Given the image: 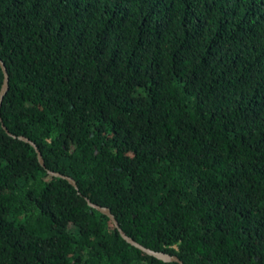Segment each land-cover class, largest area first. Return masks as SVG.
I'll return each mask as SVG.
<instances>
[{
    "label": "trees",
    "instance_id": "1",
    "mask_svg": "<svg viewBox=\"0 0 264 264\" xmlns=\"http://www.w3.org/2000/svg\"><path fill=\"white\" fill-rule=\"evenodd\" d=\"M0 60V264H177L84 197L182 264H264V0H0Z\"/></svg>",
    "mask_w": 264,
    "mask_h": 264
},
{
    "label": "water",
    "instance_id": "2",
    "mask_svg": "<svg viewBox=\"0 0 264 264\" xmlns=\"http://www.w3.org/2000/svg\"><path fill=\"white\" fill-rule=\"evenodd\" d=\"M0 69L2 71V81H1V84H0V101H1V98H2L5 90L7 89V73H6L4 64H3V62L1 60H0ZM1 127L4 129V131L8 135L13 136L6 130V128L2 124H1ZM16 138L28 143L34 149L35 156H36V159H37L39 165L43 166V160H42L41 154H40L39 150L37 149V147L35 146V144L31 140H29L28 138H26V137H24L22 135H17ZM46 172L49 175L57 176V177H61L63 179H66L75 189H77L76 185H75V182L69 176H66V175H63V174H60L58 172L51 171V170H48V169H46ZM84 199H85V201H86V203H87V205L89 207L96 209L97 211H99L100 213L106 215L110 219L113 227L117 230V232L120 235V237L124 241H126L128 244L136 247L137 249H139L143 253H145V254H147L149 256H152V257H154L156 259H159L161 261H164V262L175 261V262H177V264H182L181 261L178 259V257L176 255H174V254H168V253L163 252V251L152 250L150 248L144 247L143 245L139 244L133 238H131L128 235H126L120 229V227L117 224V221L115 220V218L110 213V211H109V209L107 207L100 206V205H97L95 203H92L86 197H84Z\"/></svg>",
    "mask_w": 264,
    "mask_h": 264
}]
</instances>
